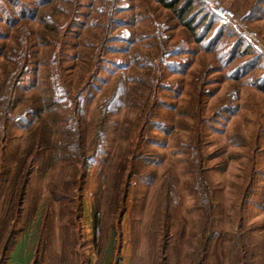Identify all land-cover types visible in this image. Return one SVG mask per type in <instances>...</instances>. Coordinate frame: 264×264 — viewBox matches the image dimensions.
I'll list each match as a JSON object with an SVG mask.
<instances>
[{"label":"rangeland","instance_id":"rangeland-1","mask_svg":"<svg viewBox=\"0 0 264 264\" xmlns=\"http://www.w3.org/2000/svg\"><path fill=\"white\" fill-rule=\"evenodd\" d=\"M194 4L214 22L201 44L156 0H0V84L18 28L31 32L0 135V217L17 166L30 169L17 227L37 237L33 264H264V0ZM49 9L60 31L38 20ZM162 45L167 54L157 55ZM54 58L72 93L84 87L85 159L68 147L69 160L51 161L48 149L30 168L20 157L33 130L62 139L64 110L49 105ZM31 97L44 104L41 117L17 120Z\"/></svg>","mask_w":264,"mask_h":264},{"label":"trees","instance_id":"trees-1","mask_svg":"<svg viewBox=\"0 0 264 264\" xmlns=\"http://www.w3.org/2000/svg\"><path fill=\"white\" fill-rule=\"evenodd\" d=\"M42 2V0H41ZM156 2L164 9L172 12L176 15L177 21L181 27L187 30L190 36L193 38V42L196 44H201L206 37L212 31V26L214 24L211 16L207 14H202L199 16L195 9V0H156ZM72 4L70 11H66L67 15H72L74 11V1H70ZM42 5V4H41ZM46 4L43 3L42 7H45ZM21 7L23 5L21 4ZM48 11H44L40 13L38 16V20L42 22L46 27H50L51 29L58 30L61 27L60 23L56 22L52 19L51 13ZM108 26V25H107ZM106 26V28H107ZM71 28V27H70ZM70 28H67L70 30ZM60 31V30H58ZM17 32L18 35V49H15V54L17 58L13 60V66L11 69H6L5 71V79L0 84V135L6 132V127L8 120L10 118V112H12L13 105H14V91L19 83L20 78L26 71V65L28 63V48H29V41L31 37L30 29L28 28L27 23H22L21 26L18 28ZM108 34V29H105V33L99 39L100 46H98V52L95 55L96 58H99L101 55V48L106 42V35ZM222 38L221 35L217 34L215 37V42L218 43L219 40ZM237 42L233 45V48H226L224 51L228 58L226 60L227 65L232 64L233 60L236 58L237 51L240 48V40H238V47H234ZM181 51V50H180ZM178 53H171V56H177L180 54ZM228 51V54L227 52ZM240 52V51H239ZM167 54L166 48L164 45L159 46L157 50V55H164ZM169 53V52H168ZM94 62V61H93ZM149 63V62H148ZM52 65H54V72H49L48 74V81H49V88L51 91L50 98H49V105H56L61 107L64 110V114L59 121V130L62 134V139L58 142L55 141V144L48 139V131L44 129L43 125L38 126L35 130L32 131L29 135L31 136L32 140L27 148L23 151L20 160L23 162H27L30 168L33 167L34 164H37L41 156L44 154V151L50 150L52 152H56L55 157L51 159V161H66L69 160L72 155L68 152L73 150L74 153L81 159L84 156V152L82 151V147L79 143L80 142V104L79 100L81 99V93L83 92L84 87L72 93V90L66 85V82L59 76L56 72L59 69L58 59L54 58ZM245 65V64H244ZM241 64H237L236 70L241 68ZM95 71H92L85 77H83V83L87 85L88 81L90 82L91 77ZM158 76L156 77L155 82L158 81ZM144 83V82H143ZM159 84V81L156 83ZM149 84H147L148 87ZM126 102L129 101L132 94L127 88L126 91ZM35 102V103H34ZM44 104L40 103L37 104V100L35 97H31L25 101L24 107L20 112V115L23 116L21 119L18 118L17 120H25V115L34 112L38 117H41L42 113L45 110ZM74 122V123H73ZM101 131V133H100ZM72 134V136L69 135ZM104 135V130H99L98 134L96 135L95 139L92 140L90 143L95 151L97 144L99 143L98 138H101ZM74 138V139H73ZM34 139H36L34 143ZM74 140V141H73ZM29 142V141H28ZM77 143L76 146H71L72 143ZM57 143V144H56ZM82 151L81 153L79 152ZM92 152V153H93ZM1 153V148H0ZM66 155L68 158H66ZM19 160V161H20ZM20 161V163H21ZM24 164V163H22ZM85 167L86 164L82 165V169ZM31 175V170L28 169L25 173L21 172V168L18 165L12 180L10 181V187L7 191L5 199L2 205V214L0 217V264L4 259L5 254L10 249L13 239L16 235V227L17 224L20 222L22 216V203L25 197V189L28 184V178ZM83 176L81 179L83 180ZM9 219H12V226H9ZM10 228V229H8ZM34 262V259H33ZM33 264V263H32Z\"/></svg>","mask_w":264,"mask_h":264},{"label":"crops","instance_id":"crops-1","mask_svg":"<svg viewBox=\"0 0 264 264\" xmlns=\"http://www.w3.org/2000/svg\"><path fill=\"white\" fill-rule=\"evenodd\" d=\"M24 225L16 228V235L13 239L10 249L4 256L1 264H32L37 247V237L35 242L27 239V236H21ZM37 232V231H36Z\"/></svg>","mask_w":264,"mask_h":264},{"label":"built area","instance_id":"built-area-1","mask_svg":"<svg viewBox=\"0 0 264 264\" xmlns=\"http://www.w3.org/2000/svg\"><path fill=\"white\" fill-rule=\"evenodd\" d=\"M225 13H223V15H224Z\"/></svg>","mask_w":264,"mask_h":264}]
</instances>
